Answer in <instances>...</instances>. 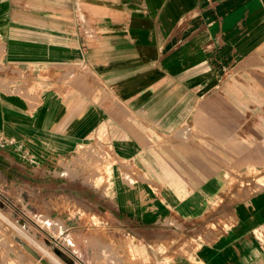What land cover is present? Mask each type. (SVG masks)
Here are the masks:
<instances>
[{
  "label": "crops",
  "instance_id": "crops-1",
  "mask_svg": "<svg viewBox=\"0 0 264 264\" xmlns=\"http://www.w3.org/2000/svg\"><path fill=\"white\" fill-rule=\"evenodd\" d=\"M0 197L69 264H264V0H0Z\"/></svg>",
  "mask_w": 264,
  "mask_h": 264
},
{
  "label": "rangeland",
  "instance_id": "rangeland-1",
  "mask_svg": "<svg viewBox=\"0 0 264 264\" xmlns=\"http://www.w3.org/2000/svg\"><path fill=\"white\" fill-rule=\"evenodd\" d=\"M9 202L2 203L0 197V244L12 243L21 251H24L30 259L38 261L39 264H69L51 246L48 241L33 234L26 219L15 217V212ZM16 211V210H15ZM26 245L33 249L38 255H33L26 248ZM26 247V248H25ZM131 263H137V257L141 255V260L145 264H170L167 257L170 253H156L152 248L145 252H133ZM99 257H104L103 252L98 253ZM43 260L46 262L44 263Z\"/></svg>",
  "mask_w": 264,
  "mask_h": 264
},
{
  "label": "bare ground",
  "instance_id": "bare-ground-1",
  "mask_svg": "<svg viewBox=\"0 0 264 264\" xmlns=\"http://www.w3.org/2000/svg\"><path fill=\"white\" fill-rule=\"evenodd\" d=\"M27 247V248H26ZM26 249L28 250V251H30L33 255H35V256H37L38 254L33 250V249H31L30 247H28L27 245H26Z\"/></svg>",
  "mask_w": 264,
  "mask_h": 264
},
{
  "label": "water",
  "instance_id": "water-1",
  "mask_svg": "<svg viewBox=\"0 0 264 264\" xmlns=\"http://www.w3.org/2000/svg\"><path fill=\"white\" fill-rule=\"evenodd\" d=\"M44 263H46L44 260H43Z\"/></svg>",
  "mask_w": 264,
  "mask_h": 264
}]
</instances>
